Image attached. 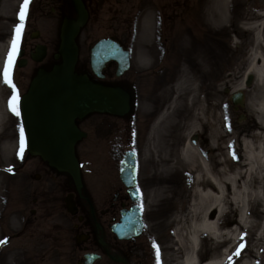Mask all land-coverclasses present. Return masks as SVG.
<instances>
[{
    "label": "rangeland",
    "instance_id": "374dc122",
    "mask_svg": "<svg viewBox=\"0 0 264 264\" xmlns=\"http://www.w3.org/2000/svg\"><path fill=\"white\" fill-rule=\"evenodd\" d=\"M20 1L0 0V70L1 66L2 69L5 68L8 60V53L11 49V47L5 46L9 34L8 29L18 16ZM85 3H87L92 18L81 28L77 38L79 47L77 70L83 72L86 69L88 51L98 39L114 37L131 52L132 67L130 71L134 73L140 67H143V70L149 67L150 72H153L155 76L154 85L152 83L151 86V83L142 81L140 91L138 83L132 85V111L128 114V121L116 116L106 117L100 125L86 129L91 139L89 143L86 141L77 145V152L81 162L85 165L83 168L84 178L89 187L94 188V195H96L94 200L98 201L101 200L102 195L105 196L113 188L110 181L111 176L116 177L117 162L125 149L132 148L137 150L139 156L143 154L145 158L150 159L156 178L158 177L164 184H167L164 188L167 192V199H171L168 204L161 198L165 196H160L157 189L154 190V194L149 191L146 195L148 201L145 206L148 209L145 215L148 216V225L144 232L149 237L147 246L151 245L155 255L157 246H155L154 237L157 236V239L161 240V225L167 221L170 215L174 217L179 211L188 213L193 197L192 190H189V186L184 181L181 182L182 187L178 189L176 167L173 165L174 156H171L172 153L170 154L171 146H176L178 140L175 149H179L180 144L192 141L194 137H196L194 143L205 145L207 137L210 135V129L206 123L209 120L222 128L223 133L220 140L226 133L233 130H236L238 135L240 134L238 136L240 138L255 129V116L252 109L256 108L258 101H263L264 97L261 98V95H264V85L257 83L253 75H247L246 62L251 50L252 37L248 30H252L255 24L264 21L263 18L258 19L264 14V0H86ZM52 4L55 5L57 2L55 0L52 2L36 0L32 5L29 26L41 31L42 35H49L50 28H52L50 25L52 21L48 20L50 17H54L50 10ZM35 6L38 8H34ZM69 14H71L70 9ZM60 22L61 20L58 25ZM262 28L264 29V27ZM164 30L170 32L165 34ZM158 53L172 54V56L158 61ZM208 58L214 65L213 77L207 76L205 73ZM24 71L26 70L18 72V75L25 77L27 72ZM231 75L233 85H240L242 90L232 89V85L230 88L224 86ZM250 78V83H247L246 81ZM114 83L118 82H109V84ZM195 85L202 104L201 106L197 104L191 115V110L186 109L184 105L177 107L174 100L176 97L180 99L184 94L191 92ZM3 90L0 84V99L6 95L4 92V94L1 93ZM157 93L159 94L156 97ZM235 93L243 94V107L239 105L238 110H235L236 107L231 101V96ZM156 107L155 118L152 114ZM146 110L150 122L143 119ZM169 111L173 115V118L171 117L172 125L176 122L173 132L150 133L148 125H151V122L156 120L159 115ZM196 114L197 118H195ZM262 117L264 120V116ZM193 118L196 121L195 125L191 127ZM99 120V116L92 115L85 119L84 123L89 126ZM159 125L163 127V119ZM95 128H97V132ZM2 133L3 130L0 131V140ZM4 146H0V214H2L7 200V187L9 186L6 169L11 166L13 156L18 151L16 147H13L11 151L10 148ZM167 154L169 156L165 157ZM109 163L111 164L109 172H113L112 175L107 172ZM21 173L23 172H18V176H21ZM157 198L162 202V205H158ZM172 199L174 200L173 206L171 205ZM256 207L255 217H252V220L259 227L256 235L248 241V244L255 250L261 245L260 242H257V238L259 228L264 221V217L260 215L261 205L258 203ZM225 215L226 218L223 219L221 225L223 233L238 227L237 211L234 208ZM227 220L232 223L228 224ZM10 222L15 223L12 229L16 230L19 227L17 225L18 217L15 222L11 216ZM48 223H51V220ZM43 227H45L44 231L41 228L36 231L30 230L31 236H33L26 241V244L22 238H14L15 231H10V236L13 237V241L15 239L16 244L12 248V245L10 246L11 239H9L6 249L0 253V264H21L30 258V264H57L58 260L54 259L50 247L47 248L49 243L44 245L45 236H53V232L49 231L50 227L44 225ZM174 227L175 224H172L169 228H163V234L167 229L173 232ZM5 235L3 225L0 224V239H3ZM160 245L163 246L162 241ZM208 245L213 246L212 243H208L206 246L208 247ZM228 247L229 243L225 240L219 247V251L222 252ZM74 252L75 250L72 253ZM7 254L11 256L7 257ZM175 259H169V264H173Z\"/></svg>",
    "mask_w": 264,
    "mask_h": 264
},
{
    "label": "flooded vegetation",
    "instance_id": "af4514ba",
    "mask_svg": "<svg viewBox=\"0 0 264 264\" xmlns=\"http://www.w3.org/2000/svg\"><path fill=\"white\" fill-rule=\"evenodd\" d=\"M35 1L31 0L28 4L10 74V80L17 97L13 103L19 111V115L14 114L9 109L13 88L4 83L3 78H0V82L5 84V89L1 93L6 94L3 99H0V131L3 130L0 143L20 144L21 130H23L20 109L21 97L27 92L39 69L48 71L61 61L57 54L60 42V24L66 13V0H55L57 4L50 6L54 17L48 19L52 21L49 35H42L41 31L32 29L29 26L32 5ZM46 1L52 2V0ZM85 6L89 20L92 18V14L87 7V3H85ZM34 8L38 7L35 6ZM39 8H41V5H39ZM37 11L39 12V9ZM59 20L61 22L58 25ZM18 24L19 22L14 20L10 24L11 29H15ZM115 40L120 42L117 39ZM122 46L125 48L123 44ZM143 69V67L138 68L127 79L128 83L137 81L139 91L142 81L151 83V86L152 83L154 85L156 82L154 73L150 72L149 67L146 70ZM23 70L27 72L25 77L18 75V72L20 73ZM115 72L116 64H107L102 71L103 83L109 84L111 81H117L118 86H121L120 81L124 75L117 78ZM76 124L81 131L86 133V137L81 140L86 142L89 138V132L86 129L96 126V124L93 123L89 126L81 122ZM95 129L97 132V128ZM90 141L91 139H89ZM25 144L24 138V146ZM13 158L11 164L13 175L10 177L11 214L18 217L17 225H19L16 230L14 229L16 233L14 238H22L24 244H26V241L33 236H31L30 230L36 231L41 228L44 231V225L50 227L51 230L49 231L53 232V236H45L44 245L49 243L47 248L50 247L54 259L58 260L57 264H61L62 261L69 264H83L85 255L95 256L91 264H152V251L149 250V245L147 246L148 240L144 234L145 222L148 220V216L145 215L148 209L145 206L148 201L146 195L149 191L154 194L156 189L159 192V188L161 186L166 188L167 184H164L158 177L156 178L149 158H145L143 154L137 156V187L140 194L138 205L142 212L143 230L140 235L132 236L127 240L120 239L113 233L114 225L121 222L122 211L130 209L134 205L128 192L132 189L126 188L121 183L118 174H116V177L111 176L110 181L113 188L105 196L102 195L101 200L98 201L94 200L96 198L94 188L89 187L84 177L82 179V195L84 197H80L68 177L50 170L48 165L40 158L33 157L26 151ZM110 166L109 163L107 172L110 171ZM20 171L23 173L18 176ZM109 173L112 175L113 172ZM66 197H71L69 199L74 205L75 214L66 211L64 202ZM49 220H51V223H48ZM97 226L99 229H97ZM38 236L40 237V234ZM74 250L75 252L72 253ZM27 257L25 258L27 259ZM30 263L31 258L23 263L21 262V264Z\"/></svg>",
    "mask_w": 264,
    "mask_h": 264
},
{
    "label": "bare ground",
    "instance_id": "6f19581e",
    "mask_svg": "<svg viewBox=\"0 0 264 264\" xmlns=\"http://www.w3.org/2000/svg\"><path fill=\"white\" fill-rule=\"evenodd\" d=\"M262 18L264 19V14L258 17V19ZM262 27H264V21L255 24L252 30H248L252 37L251 50L246 63L247 75H253L257 83L264 85V29ZM213 68L212 60L208 58L205 70L207 76L213 77ZM231 85L232 89L242 90L240 85H233L232 75L224 86L230 88ZM263 97L264 95H261V98ZM174 101L177 107L184 105L186 109L191 110V115L195 106L202 104L196 85L192 87L191 92L184 94L180 99L176 97ZM258 102L256 108L252 109L256 125L250 134L238 138L240 134L233 130L226 133L220 140L222 128L209 120L206 123L210 129V135L205 145L194 143L196 142L194 137L192 141L180 144L179 149H175L178 140L176 146H171L170 154L174 156L173 165L176 167L178 189L182 187L179 181L188 176L191 178L189 190H192L193 197L188 213H182L183 211L178 213L176 209V216L170 215L160 227L161 240L156 236V245L160 246L161 264H169V259L172 258H176L173 264H264V221L259 228L257 238V242L261 243L260 247L255 250L248 244L259 227L252 220L258 203L262 207L260 215L264 217V120L262 117L264 116V99ZM165 113L157 118L151 130L152 134L159 131L173 132L175 129L176 122L173 125L171 122L173 115L170 111ZM162 119L163 127L159 125ZM192 120H189L192 122L191 127L195 125L196 119ZM4 147L12 151L14 146L5 145ZM168 156L167 154L165 157ZM159 195L165 196L161 198L170 204L171 199H167L164 186L159 188ZM171 203L173 206L174 200ZM232 208L237 211L238 229L223 233L221 232L223 219ZM226 222L232 223L229 220ZM172 224H175L173 232L170 233V229H167L163 234V228H169ZM224 237L229 247L221 252L219 247L225 241ZM161 241L163 246L160 245ZM208 243H212L213 246L207 247ZM241 245H243L242 248ZM237 249H240L238 255Z\"/></svg>",
    "mask_w": 264,
    "mask_h": 264
},
{
    "label": "water",
    "instance_id": "95a60500",
    "mask_svg": "<svg viewBox=\"0 0 264 264\" xmlns=\"http://www.w3.org/2000/svg\"><path fill=\"white\" fill-rule=\"evenodd\" d=\"M79 22L85 13L79 0H73ZM77 30L72 21H65L59 52L63 62L50 73H40L33 89L23 99V117L28 138V149L48 161L50 166L69 173L79 186V174L73 146L82 134L75 128V118L90 112L121 114L127 110V96L119 89L91 83L85 76L74 73L77 49L74 43ZM116 60L119 73L128 67L127 54L118 44L100 41L92 51L91 68L100 76L105 62ZM240 95L234 103L240 102ZM131 172L133 175V162ZM127 163L122 178L125 179Z\"/></svg>",
    "mask_w": 264,
    "mask_h": 264
},
{
    "label": "snow or ice",
    "instance_id": "6c2138e0",
    "mask_svg": "<svg viewBox=\"0 0 264 264\" xmlns=\"http://www.w3.org/2000/svg\"><path fill=\"white\" fill-rule=\"evenodd\" d=\"M28 3L29 0H23V3L20 5V10L18 13V18L20 23L16 26V28L14 29V37L12 40V47L8 53V60L6 61L5 64V68H4V83L8 84L10 87L13 88V96L12 99L9 101V109L16 115H19V111L17 110L15 104L13 103V101H15L17 99L16 94H15V88L11 83L10 80V68L12 65V61L14 59L15 53H16V49H17V45L19 42V37L21 34V30L24 26V21L26 18V10L28 7ZM20 144H21V148L20 151H23V146H24V135H23V130H21V136H20ZM8 171H11V169H7ZM6 243V241H0V245ZM243 247V245H241V248ZM240 249H237V255L239 254Z\"/></svg>",
    "mask_w": 264,
    "mask_h": 264
}]
</instances>
